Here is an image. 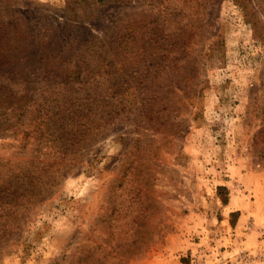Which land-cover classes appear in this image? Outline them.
<instances>
[{
    "label": "rangeland",
    "instance_id": "1",
    "mask_svg": "<svg viewBox=\"0 0 264 264\" xmlns=\"http://www.w3.org/2000/svg\"><path fill=\"white\" fill-rule=\"evenodd\" d=\"M1 60L0 264H264V0H0Z\"/></svg>",
    "mask_w": 264,
    "mask_h": 264
},
{
    "label": "trees",
    "instance_id": "2",
    "mask_svg": "<svg viewBox=\"0 0 264 264\" xmlns=\"http://www.w3.org/2000/svg\"><path fill=\"white\" fill-rule=\"evenodd\" d=\"M2 60L0 61V69L2 68ZM1 78V77H0ZM4 80V77H3ZM45 91V90H44ZM49 92L46 93L45 96H43L41 99V103H43L42 106H47L48 111L40 117L41 120L44 121L46 128L48 131L53 130V136L54 134L59 135V139H66V140H72L70 142V145L67 144L65 150L63 149L64 146L61 147L62 150H60L58 146L59 152L64 153H71L76 152L78 149H80V139L82 137V130H81V124L80 120H76V116L78 114H82L81 111H79L77 108L79 106L76 105L75 101H72V109L70 111L67 110L66 104H54L55 98L57 95ZM42 95V94H41ZM76 106V107H75ZM75 107V108H74ZM21 108V106L19 107ZM55 110V111H54ZM67 112V114H66ZM41 114V113H40ZM69 117V119H68ZM76 164L70 163V167L74 168ZM34 174L28 175L26 173H21L19 176L15 177V182H12L13 180L8 179L5 181L7 184L0 187V208H2L3 205H11L16 204L19 202V188L18 184L21 182H28V186H33L31 190H28V193H32V190L36 187ZM34 191V190H33ZM9 199H13L10 201ZM5 210L0 209V218L4 217ZM13 229L10 224L4 225L0 224V245L3 243L6 246V242L2 241V236L6 237L7 230ZM3 248V249H2ZM4 250V247L0 246V252Z\"/></svg>",
    "mask_w": 264,
    "mask_h": 264
}]
</instances>
